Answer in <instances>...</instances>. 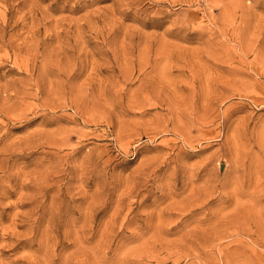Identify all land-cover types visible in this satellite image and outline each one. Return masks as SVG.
<instances>
[{
    "label": "rangeland",
    "instance_id": "1",
    "mask_svg": "<svg viewBox=\"0 0 264 264\" xmlns=\"http://www.w3.org/2000/svg\"><path fill=\"white\" fill-rule=\"evenodd\" d=\"M0 264H264V0H0Z\"/></svg>",
    "mask_w": 264,
    "mask_h": 264
}]
</instances>
